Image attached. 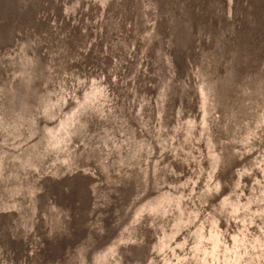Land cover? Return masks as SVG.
Listing matches in <instances>:
<instances>
[{"label":"bare ground","instance_id":"bare-ground-1","mask_svg":"<svg viewBox=\"0 0 264 264\" xmlns=\"http://www.w3.org/2000/svg\"><path fill=\"white\" fill-rule=\"evenodd\" d=\"M5 1L7 3L12 1L16 3L17 0H2L0 2V15L9 12L3 7L5 6ZM110 2L117 4L113 0H110ZM61 3L59 0L56 1V4L60 7L62 6ZM166 3L164 8L167 7ZM177 3L179 8L177 12L183 15V19L180 20L179 14L176 13V21L179 19L176 29L178 41L177 69L182 70L183 62L191 57L189 56L190 48L187 49L189 55L186 53L188 44L191 45V42L194 41L193 43L197 44L196 47L198 49L201 47V43L199 42L200 37L195 39V31L197 25H199L197 18L201 22L202 11L207 12L212 17L213 24L209 20L210 16L208 17L209 19L206 17L208 23L203 20L200 24L203 30L210 29V33H213V40L209 47L208 39L205 38L204 44L208 43L202 47V55L195 56L193 59L195 61L191 66V68L193 67L192 71L195 69L194 73L191 72L193 83L186 85L189 89V102H187L188 104L186 103L184 118L181 120L180 126L175 133V139H177V145L175 144L176 149H174L173 153L175 159L173 158L163 163L159 161L167 158L165 154L168 153L174 144L171 142L166 149H163L165 137H160L159 135L161 139L154 144V147L149 152L147 148L141 146V141L138 139L124 140L122 138V128L128 127V123L131 124L134 121L128 116L126 118L127 98L123 95V91L126 88L124 87L122 91L121 86L119 84V86L116 85V82L120 81V64L125 40L123 37L124 32L117 29V26L115 29L119 31L116 34H114L115 30H112L110 48L109 50L106 49L108 51L107 57L104 56L102 45L100 46L98 42L90 49L82 50L80 55L84 58L80 60V56H75L78 52L76 44L81 45L85 34L83 37L82 35L80 37L77 35L82 30L89 29L91 25L79 29L80 32H75V26L80 21L78 20L72 28L74 29L73 32L68 27L70 29L67 32L68 35L63 37L61 28L65 20L64 15L57 29L56 27L53 28V20H49L48 16L45 19L43 15L42 22L46 25L45 36L47 37L46 42L49 44L48 51L53 50L55 52L56 63L54 69L58 73L54 81L51 79L52 82L49 87V91L51 90V92L42 101L39 99V96L43 98L41 92V95H38V99L36 98L32 101L30 106L28 104L25 105L23 102L22 89L17 91L16 94L13 93V99L11 98L9 99L10 102L8 101L10 113L8 120L9 124L12 125H9L6 129V117H3L2 110H0V116L3 117H0V147L4 146L7 142L9 150H11L12 141H17L21 136L27 138L30 130L33 129L32 122L36 119L35 114L32 112L34 103L37 105L39 103L40 108L41 105L44 107L45 113H43V116L46 119L44 124H41L39 127L41 135L39 140L35 141L34 144L26 146V148L22 147L19 150H15V153L9 152L5 156V159H1L0 163V172L4 173L8 163L12 161L10 170L12 171L10 177L11 187L9 191H6V186L0 179V197L2 198L0 200L5 201V206L17 209L19 215L14 222V232L19 239L16 246L18 248L20 246L22 249L26 247L23 258H21L20 254H17V256L13 257V261L15 262L13 264H30L32 262L31 259L34 261V256L31 253L32 250L30 249L29 251L27 247L32 248L33 245L37 247L39 240L42 241L41 247L39 243V250H45V253H47L45 254L46 257L57 255L56 251L59 252L60 249L58 248L61 244L62 252H59L60 255L57 256L64 259L66 251L65 241L68 238L73 239L76 233L72 229L71 234L67 233L68 235H66L67 231L64 232L65 229L62 228V225L64 226L63 219L67 214L64 215L60 210H64L66 200L68 199L67 196L69 195V202H71V221L73 219V223L77 222L76 227L78 231L83 232L82 223L79 224L81 220L77 221L75 214L77 213L78 216L82 215L81 217L84 218L89 217L91 214L88 210L90 208L88 207L90 205L89 200L93 194L98 196L100 193L98 189L101 186L99 183L100 178L96 171H94V168L99 169L102 175L101 181L104 178L108 180L109 177L116 176L115 172L120 169L122 170V167L124 168L123 173L130 176L129 174H132L136 167L138 156V152L136 153V151L134 152L130 148L135 143L140 151H145L144 161L142 160L141 166L136 168L147 171V176L152 171L156 173L161 171L162 167L165 168L163 172L169 177L168 182L170 183V189H172V196L174 199H178L179 206L182 205L180 207L181 210L188 214L194 208L192 213H195L196 219L193 223V235L191 234V240L187 245V250L189 249V251H185V253L192 257L189 264H196L197 259L199 260V264H217L220 258H222L221 264H264V240L261 243V249L257 248V258L251 257V254L247 257V251L245 252L243 245L245 244L248 249V239L242 242V239L239 240L237 238L239 235L238 230H244L250 236L253 229L251 230L250 226L240 224V218L236 219L234 215L235 210L233 211L232 207L235 209V206L239 204L241 189H243L244 184L243 182H239L232 185V173L231 171L228 173L233 159L238 154L235 143H239L241 138H248V140H244L248 141L249 144L246 143L248 146H252L255 138L259 135L264 140V0H249L248 5L244 6V10H241V4L238 2L234 3V10L232 9L233 17L240 11L239 23L237 25L235 24L236 19L233 18L231 21L222 16L226 8L225 0H210V3L207 0H178ZM108 7L115 13L119 11L122 21L129 20L132 24L134 23L133 20L137 21L134 25V28L137 30L141 22L138 19V13L133 12V7H135L133 3H130V7L132 8V10L130 9L131 13L128 11V5H126V9L122 8L121 10L117 7L111 8L110 4H108ZM200 7L201 12L198 13ZM57 10H62V8L59 9L57 7ZM60 12L62 14V11ZM57 14L60 13L57 12ZM162 14L164 15V13ZM121 29H125V24H122ZM6 33L7 28L1 29V34L3 35L2 43L6 38ZM55 33L58 34L59 39L54 35ZM10 44L13 45L14 49L4 47L3 55H6V51L12 52L13 50H17L15 53L17 60H15L16 67L13 68L10 67L11 63H9L7 58H5V63L1 64V67L7 69L5 75L8 80L12 78L21 80L25 76L22 83H29L31 87L32 82L29 80L31 79L40 84L43 78L36 76L39 72L37 56L34 54L35 58L31 57V52L25 48L19 50V45H22L21 40L15 41V43L10 42ZM156 45L154 46V50L152 48V58L159 60L160 47L156 48ZM205 47H209V49L206 50ZM34 48L33 52H37L36 45H34ZM200 57L201 61L199 62L197 60ZM28 59H30L31 65L29 67L27 66ZM224 64L225 67H223ZM200 66L204 71L200 70ZM22 68H26V71L23 73L21 71ZM196 68H199V72L203 73L196 74ZM220 68L222 69L219 70ZM76 69L78 72H82L83 77L81 78L80 75L82 80L77 77V80H80L82 84H79L75 79ZM116 77L117 80L113 82V79ZM178 77L176 76V78ZM182 79L185 80V78ZM235 83H237L238 87L233 89L232 85ZM146 86L147 84L144 87V92L147 93H143L144 95L140 97L142 99L140 106L143 104V108L149 110L146 104L150 98V94L148 86ZM102 89H104V93ZM0 92V98H3L4 91L0 89ZM33 96L34 94L30 96V99ZM143 111L144 109H141V112ZM90 115L95 119L93 125L90 123V120L87 122ZM162 127L166 129V133H164V129H161V132L168 135L170 130L166 128L165 122H163ZM244 129L245 133H242ZM170 136L175 137L174 135ZM187 136H191V139L188 140ZM13 138L15 139L13 140ZM30 138L32 139V136ZM104 144L107 145L104 146ZM19 147L21 146L19 145ZM72 149L73 151L69 155L68 153ZM16 153L18 154L14 159ZM45 156L49 159V161L47 159L48 164L52 166L57 165L56 169L59 175L64 174L66 167L70 168L69 173L58 177L60 185H64V188H58V183H54L53 180L52 186H48L43 190L40 189L43 178L37 179L38 168ZM255 159L256 157L251 153L248 165L245 166L246 174L249 175L253 171L252 167ZM51 165L43 166L51 169ZM118 171L116 173H119ZM20 174H22V178H20ZM157 175L159 176L160 173H157ZM147 176L143 177L141 183H146L145 188H148L147 191H149ZM55 181L57 182V180ZM90 182L92 183L91 185H89ZM139 182L140 180L138 184ZM115 185H117L116 181ZM119 188L118 186L117 190H115L118 191ZM47 189L52 190L50 194L51 200L45 199L43 195V192L47 191ZM67 191H70V193L64 194ZM179 191L184 196L188 194L185 198V204H183L182 195H180V199L178 198L177 192ZM238 191L240 192L239 194ZM37 193H41L42 195H39L40 197L36 200L37 197L34 195H37ZM215 196H218L217 200ZM234 197L235 201L231 199ZM213 198L215 202L210 204ZM159 205L156 202L153 207H158ZM54 207L59 208V211L56 212ZM84 211L86 213L82 214ZM251 211L257 216L263 230L258 231L260 233L259 236L261 235L260 239H264V193L257 195L256 200L252 202ZM226 221L229 222L228 231H226L227 227L223 229ZM235 230L238 232L235 237L236 241L233 240L234 245L230 241L229 248H225V243L222 240H229L227 237L228 233L226 232H233ZM221 231H223L224 237L220 240L218 235ZM87 234H84L83 237L85 238ZM48 243L51 244L49 247L46 246ZM68 243H71V241ZM77 243L75 249L80 247L82 254L87 256L85 250L91 251V247L85 245L84 239ZM34 250L37 249L34 248ZM124 251L126 252V250ZM109 252L105 254L107 255ZM134 252L137 251L135 250ZM138 254H136V257H138ZM259 256L262 258H259ZM38 257L39 253L37 254L35 264H44L43 260L38 263ZM69 257V262L72 264L75 251L69 254ZM125 257L123 258L125 259ZM105 259L107 260V258ZM52 260H49L48 264H53ZM106 260L103 262H106ZM120 261L122 262L123 260ZM96 264H99V262Z\"/></svg>","mask_w":264,"mask_h":264},{"label":"rangeland","instance_id":"rangeland-1","mask_svg":"<svg viewBox=\"0 0 264 264\" xmlns=\"http://www.w3.org/2000/svg\"><path fill=\"white\" fill-rule=\"evenodd\" d=\"M56 1L57 0H32V1L30 0V4L35 5L37 8V12L40 13L42 16L43 14H45V9L49 10V12L45 15L49 17V20L51 19L53 20L54 22L53 28L56 27V29L58 28V24L62 21L64 15L65 20L61 28V30L63 31V37L68 35L67 32L70 29L71 32H73L74 29L72 28L78 20L80 21H78V24L75 26V32L79 31V29H82L85 26L89 27L91 25L89 29L85 31L82 30L81 32L79 31L80 33L77 35L78 37H80L81 35L83 37V35L85 34L82 39L81 45L76 44L77 47L76 49L78 51L77 52L78 54L76 53L75 56L76 57L80 56L81 57L80 60H83L84 58L80 55L81 51L87 50L88 48L90 49L93 45H96V43L98 42L100 43L99 44L100 46L102 45L104 56L107 57V53H108L107 50H109L110 48V35H112L111 34L112 30L113 29L115 30L114 34H116L119 30L124 32L123 37L125 38V40L123 43V51H122L121 64H120V71H121L120 81L118 80L116 82V85L119 84L122 89H124V87L126 88L125 90V92L127 91L126 110L128 117L133 118L132 116L134 113V106L137 104L136 103L134 105V103L136 102L138 96L142 94L143 83L149 84V81L152 77L151 75L152 66H154V64L156 63V61L152 58V48H153L152 46H154L153 44L157 43V37H158L157 34L159 32H160L159 35L161 34L160 36H162L164 40L171 39L172 34L170 35V30L173 29L175 23L174 21L176 20L175 19L176 13H178L177 11L179 10L177 2H175V0L174 1L168 0L169 2L168 6L166 8H164L163 6L162 8L161 6L162 4L160 3L162 2L161 0H144V1L143 0H113L116 1L117 4L111 3L110 0H59L60 2H62L61 7L56 4ZM233 1L234 0H226L228 4L226 6L227 8L224 9L222 16H224V18H228V20L231 21L233 20V18L236 19L237 21L235 22V24L237 25L239 23L238 21H239L240 11L237 13V15L231 17L230 7ZM235 1L236 3L238 2L239 4H241L242 6L241 10H244V6L248 5L249 3V0H235ZM172 2L175 4H173ZM130 3L134 4L135 7H133V12L138 13L139 16L138 19L141 22V27H138L137 30L134 28V25L129 20L122 21V16H120L121 13L119 11H116L115 13L112 9L108 7V4H110L111 8L117 7L120 8L121 10L122 8H125L126 5H128V9H129L128 11L131 13L132 8L130 7ZM57 7H59V9L62 8V10L58 11ZM170 9L173 12H171ZM60 11H62V14ZM57 12H59L60 14H57ZM200 12H201V7L198 13ZM162 13H164V15ZM204 14L208 16L206 12L202 13L201 20L207 21L206 23H208V20H206V16ZM57 16L59 17V19ZM163 19H165L166 21ZM207 19L209 18L207 17ZM120 23L121 25H119ZM122 24H125V29L123 30L121 29ZM159 24L161 25V27L163 26L165 28L163 27L161 28ZM106 25L108 26L106 27ZM116 26L118 27L117 29L119 30L115 29ZM66 28L68 29L66 30ZM165 29H167L166 31L168 32H166ZM35 33H37L36 35L40 34L39 32H37V30H35ZM209 33H210L209 28L207 30H203V28H201L196 32L195 39L200 37L199 42L202 45L205 42V38L206 39L209 38ZM19 39L21 40V38ZM169 45L167 44V42L166 43L164 42L163 47L161 49L162 56L164 57V59L165 57H167V60H169L170 58V56L168 55L169 52L168 50L170 47ZM167 64L169 68L174 69L172 60H169ZM223 67H225V64ZM219 70H221V68ZM80 75L82 78L83 77L82 72L81 71L78 72L76 69L75 79L77 80V77L79 79ZM81 78L80 80H82ZM159 79L161 81L163 80L162 77H160ZM80 80H77V82L79 84H82ZM114 80H117V77L113 79V82ZM161 81H158V87L160 86V90H161L160 91L161 97H159L160 99H158V97L152 98V100H154L153 109L155 112L153 121L151 123L153 132L159 130L158 129L159 121H160L159 117L160 115L162 116V114L164 113L162 112L163 110L162 104H163V100L165 99L164 93H166L167 91L166 90L164 91V89L161 88L162 87ZM103 90L104 89H102V91ZM180 104L181 101L178 102L175 105L174 109L172 110L173 114L171 115L172 116L171 128H173V122L178 118L177 116L180 109ZM137 128L139 130H142L141 126L139 125H137ZM242 133H245V129L242 131ZM244 139L248 140V138H241L240 139L241 141L235 144L236 148L239 149L236 157L237 159L231 163L229 167L230 170H228V173L229 171H231L232 173L231 174L232 185L238 184L239 182L240 183L243 182L244 184L243 189H241L239 204L235 206V209L234 207H232L233 211L235 210L234 215L236 219L240 218L241 220L240 224L250 226L251 230L253 229L252 234H250V236L248 232L246 233V231L244 230L242 231L238 230L239 235L237 238L239 240L242 239V242L248 239V243H247L248 249L246 248L245 244L243 245L245 252L247 251V257L250 254L251 257H257V248L261 249V243L263 242L264 239H260L261 235L259 236L260 233L258 231L262 230V227L259 226V221L257 216L254 215V212L251 211V205L252 202L256 200L257 195L264 193V140L261 138V135H259L257 138H255V142L252 144V146L250 145L248 146L249 144L248 141ZM106 145L107 144H104V146ZM17 146L19 145H16V148ZM73 149L69 152V154H71ZM104 149L106 150V148ZM252 152L256 153V159L252 167L253 171H251L249 175L246 174L242 176L241 173L242 171H244V167L248 165L249 154H251ZM5 154L6 153H4V151H0V163H1V159L4 158ZM144 156L139 157L140 163L141 160L144 158ZM47 159L48 158L46 157V159L39 164L40 166L38 168L37 176L39 179L43 178L42 186L40 187L41 190L45 189L48 186V182H50L54 178V174H55V172L53 171L50 173H46V171L42 169L43 165H48ZM11 163L12 162L10 161L4 173L0 174V179L6 185V191L7 190L9 191L10 188V172L12 173V171H10L12 165ZM164 169L165 168H163L161 172L160 171L157 172L158 174L160 173L159 176H157V173H153V171L150 172V174L147 176L148 172L145 171L143 177L147 176V182L149 183V191H147L148 188L147 189L145 188L146 183L144 184L141 183L143 177L136 178V181H134L133 183L134 188H132L129 191L126 198H124L120 202H116V204H114L110 208L111 216L109 217V220H107L108 221L107 227H105V229L100 228L101 222L100 223L98 222L97 233L100 236V238L95 248L91 251V257H90L91 259L90 258L88 259V256L85 257L82 256L80 258V264H96L98 262L99 264H103V263L104 264H120V263L136 264V262L137 264H140L141 262H142L141 264H145V263L146 264H189L190 263L191 261L190 259L192 257H190V255L185 253V251L187 250V245L189 244L191 240V236L193 235L192 234L193 231L192 229L194 225L193 223L195 222L196 219L195 213H192L194 211V208L192 212H188V214L185 211L181 210L180 207L182 205L179 206L180 203L178 202V199L177 198L174 199L172 196L171 193L172 189H170V183L168 182L169 177L165 172H163ZM94 170L97 172V175L100 178L99 183L101 184L102 175L99 172V170H97L96 168H94ZM20 178H22V174H20ZM139 180L140 183L138 184ZM103 181L104 183L106 182L105 178L103 179ZM43 193H45L46 196L49 194V192L47 191H44ZM239 193L240 192L238 191V194ZM177 195L179 199H180V195L183 196L182 200L184 201L183 204H185V198L187 197L188 194L184 196L179 191L177 192ZM216 197L217 196H215V198ZM235 197L231 199L235 201ZM0 199L2 198L0 197ZM174 200L176 201L174 202ZM214 200L215 199L213 198L210 204H212ZM156 202H158V204L160 205L158 207L156 206L153 207V205L156 204ZM61 213H64V215L67 214V216H65L63 219L64 226L66 227L68 212L62 211ZM247 216L248 218H246ZM99 218L100 217H98V219ZM1 224L2 223H0V226ZM228 226H229V222L226 221L223 229L227 227L226 231H228L229 230ZM246 230H248V228H246ZM238 231L235 230L233 232L230 231L226 232L228 233L227 237L229 238V240H225V241L223 239L224 237L223 231L219 233L218 237L220 238V240L221 238L223 239L222 241L225 243V248H229L230 241H232V245H234L233 240L236 241L235 237ZM0 239H1V233H0ZM0 244H1V240H0ZM119 247L120 250L121 248H123L124 250H126V252L123 249L120 251ZM135 250L137 252H134ZM106 251L107 252L110 251V252L106 255L105 254L107 253ZM116 251L118 254L116 253ZM187 251H189V249ZM136 254H138V257H136L137 256ZM119 256H121L122 258L125 257V259L124 258L122 259ZM105 258H107V260ZM99 259H101L102 261ZM104 259L106 260V262H103L105 261ZM120 260H123L122 261L123 263ZM197 260H196V264H199V260L198 261ZM124 261H126L127 263ZM221 263H222V258L218 260L217 264H221Z\"/></svg>","mask_w":264,"mask_h":264},{"label":"water","instance_id":"water-1","mask_svg":"<svg viewBox=\"0 0 264 264\" xmlns=\"http://www.w3.org/2000/svg\"><path fill=\"white\" fill-rule=\"evenodd\" d=\"M1 1L2 0H0V2ZM161 1L162 2H160V3L162 4V7L164 6V4L166 2H167L166 6H168V1H165V0H161ZM207 1H208V3H210V0H207ZM13 2L14 1L7 3L5 1V6H3V7H5L7 9V12L8 11L9 12L6 14L0 15V44L2 43L1 40L3 38V35L1 34V29L4 30V28L5 29L7 28L6 38H5L4 42L0 45V89H2L4 91L3 98H0V110H2L3 117L4 116L6 117L5 129L7 127H9V125L10 126L12 125V124H9V120H8L9 115H10L9 110H8V108H9L8 101L11 98L13 99L12 94L13 93L16 94L17 91H20V89H22L23 102L25 103V105L28 104L30 106L32 101H34L36 98L38 99V95L41 92L43 94V98H40V96H39V99L41 101L45 98V96L49 92H51V90L49 91L50 83L52 81H54L55 78L58 76L57 71H55V69H54L55 63H56L55 52L53 50H51L50 52L48 51L49 50V44H47V42H46V38H47L45 36L46 25L44 22H42L43 16L37 12V8L35 5L30 4V0H17L16 3H13ZM175 2H178V0H175ZM225 3L227 6L228 3L226 2V0H225ZM234 3H236V1H233V3L231 4V7H230L231 17L233 16L232 11L234 10L233 9ZM173 4H175V3H173ZM177 5H178V3H177ZM46 10L47 9H45V14H47L49 12V10H47V11ZM202 13H205V12L202 11ZM45 14H43V15L45 16V19H46L47 15H45ZM205 16L209 17V15L208 16L205 15ZM209 18H210L209 19L210 22H212V24H213L212 17L210 16ZM175 19H176V17H175ZM179 19L180 20L183 19V15H179ZM179 19L177 21L176 20L174 21L175 23H174L173 29L170 30V35L172 34L170 40H167V39L164 40V38H162V36H160L161 34L159 35L160 32L157 34V36H158L157 37V43H156L157 45L156 44L155 45H156V48L158 46L160 47L159 48L160 49V55H159L160 59L155 60L157 63H155L154 66H152V71H151L152 77L149 81L150 85L147 84L149 94H150V98L147 101L146 105L149 107V110H146V108H143V104L140 106V104L142 103V99H140V97L144 95L143 93H147V92H144L145 91L144 87H145L146 83H143L142 94H140V96H138L136 102L134 103V105L137 103L134 106V113L132 116L133 118H131L134 121H132L131 124L128 123V127L122 128V130H121V133L123 134L122 138H124V140L138 139L139 141H141V146H144L145 148H147L148 152L151 150L152 147H154V144L157 143L161 139L160 137H165L163 149L164 148L166 149L168 144L173 142L174 144L169 149L168 153L165 154V157H167V158L161 159L159 161L161 163L168 161V160H172L173 158L175 159V156L173 154L174 149H176L175 144L177 145V139H175L176 138L175 133H176L178 127L180 126L181 120L184 118L185 106L188 104L187 102H189L188 101V99H189V96H188L189 91L188 90L189 89L187 88L186 85H188V84L191 85L193 83L192 82L193 79L191 77V72L194 73L195 69H193V71H192L191 69L193 67L191 68V66L195 62L193 60L194 57L198 56V55H202V52H203L202 47L206 46V44H207V43L204 45L200 44L201 47L199 49L196 47L197 44L193 43L194 41L191 42V45L188 44V46L186 48V53L189 55V52H190L189 56H191V57L183 62V65H182L183 69L182 70L177 69L176 64H177L178 41H177L176 29H177ZM197 20H198L199 25H197L195 32H197L199 29L202 28V26L200 24L202 22V20H201V22H200L199 18H197ZM133 22H134L133 25H135V23H137V21L135 22V20H133ZM47 24H49V23H47ZM139 27H141V23H139ZM35 30H37V32H39L40 34L36 35L37 33H35ZM209 32H210V29H209ZM195 34H194V36H195ZM54 35H56V37H58V34L55 33ZM19 38H21L22 45H19L18 49L21 50V49L25 48L26 50H29L31 52V57L32 56L34 57V54L37 56L39 72L36 74V76L38 78L39 77L43 78V81H41L40 84H37L34 80H31V79H29L33 84V85L31 84V87L29 86V83H22L25 76H23V78L21 80H19L18 78L17 79L12 78L11 80H8V78L5 75L6 74L5 71L7 69H5L4 67H1V64L5 63L4 62L5 58H7L9 63H11L10 67H12V68L16 67L15 60H17V58H16L17 56L15 55V53L17 52V50H13L12 52L6 51L5 56L3 55V53H4L3 51H4V47H10V48L14 49L13 45L10 44V42L15 43V41L20 40ZM58 39H59V37H58ZM212 40H213V33L212 34L209 33V38H208V42L210 44L209 47L211 46ZM164 42L165 43L167 42L168 45L170 44L169 45L170 47L168 50L169 51L168 55L170 56L169 60L170 59L172 60L174 70L172 68L168 67L167 63L169 62V60H167V57H165V59H164V57L161 54V52H162L161 49L163 47ZM39 44H40V46H39ZM34 45L37 46V50H38L37 52H33V50H35ZM154 46H153V50L155 49ZM209 47L208 48L205 47V49L208 50ZM10 48H7V49H10ZM188 48L191 49V50L189 49V52L187 51ZM26 52H28V51H26ZM38 52H40V54H38ZM7 53H9V54H7ZM34 58H33V61H34ZM29 60L30 59L27 60V66L28 67L31 66ZM166 61H167V63H166ZM197 61L200 62L201 57ZM25 69L26 68L21 69L22 73L26 71ZM200 70L204 71V69L201 68V66H200ZM200 70H199V68H196L195 73L196 74H202L203 72H199ZM7 72H9V71H7ZM173 72H175L174 73L175 76H174ZM176 76H179V77L176 78ZM160 77L163 78L162 81L159 79ZM182 78H185V80L187 81V84H186V81L183 80ZM51 79H52V81H51ZM178 79H180L181 81ZM158 81H161V85H162L161 88H163L164 91L166 90L167 92L164 93L165 99L163 100V104H162V106H163L162 112H164V113L162 114V116L160 115V117H159V120H160L159 126H158L159 130L153 132L151 123L153 121V117H154L155 112L153 109L154 108V100H152V98L158 97V99H160L159 97H161V93H160L161 90H160V86L158 87ZM17 84H18V86H17ZM237 87H238L237 83L232 85L233 89H235ZM121 90L123 91L122 88H121ZM33 94H34V96L30 99V96ZM123 95L126 96L125 91H123ZM139 100H141V101H139ZM160 101H162V100H160ZM180 101H181V104H180V109H179L178 116H177L178 118H177V120H175L173 122V128H171V122H172L171 121V119H172L171 115L173 114L172 110L174 109L175 105ZM138 106H139V108H138ZM43 108L44 107L42 105L40 108L39 103H38V105L34 103L32 112H33V114H35L36 119L34 122H32L33 123V129L30 130V134H29V136H27V138L24 136H21L17 141H12L13 144L11 145V150H9L7 142L4 144V146L0 147V151H4V153H6L4 155V159H5V156H7V154L9 152L12 153L17 149L19 150L22 147L26 148V146L34 144L35 141L40 139L41 135H40V128L39 127L41 124L43 125L44 122L46 121V119H44V116H43V113H45ZM141 109H144V111L141 112ZM45 110H46V108H45ZM127 116H128V114H127V110H126V118H127ZM0 117L3 118L2 116H0ZM89 120H90V123L93 125L95 119L93 118L92 115H90V118L87 120V122ZM163 122H165L166 128H169V130H170L168 135H165L161 132V129H164V133H166V129L164 127H162ZM137 125L141 126L142 130H139L137 128ZM38 130H39V132H38ZM161 133H162V135H161ZM159 135H160V137H159ZM170 135H174L175 137H171ZM31 136H32V139L30 138ZM14 139L15 138H13V140ZM189 139H191V136L188 137V140ZM10 142H11V140H10ZM25 142H27L26 143L27 145L25 144ZM16 145H20L21 147L17 146V148H16ZM130 148L134 152L135 151H136V153L138 152L136 167L141 166L139 157L144 156L145 151H143V150L140 151L136 143L131 145ZM17 154L18 153H16L14 155V159H15V157H17ZM151 155H153V154H151ZM252 155H254V157H256L255 152L254 153L252 152ZM10 156H11V154H10ZM49 157H51V156H49ZM249 157H250V154H249ZM45 158H46V156L43 157V160ZM236 159L237 158L235 157L233 159V161ZM142 160H144V158ZM48 165H51V164H48ZM7 167H8V165H7ZM56 167H57V165L52 166V168L49 169V168H47V167L45 168L43 166L42 169L45 170L46 173H50L52 171L55 172L54 178L51 180L52 182L49 180L50 182H48V186L49 187L52 186L53 180H54V183H58V188L61 189V187L64 188V185H60V183L58 181V177H61V176L65 175L66 173H69L70 168L66 167L64 170V174L59 175V174H57ZM136 167L134 168L133 173L129 174L130 176H128L126 173H123L124 168L122 167V170L120 169L118 172L123 173V174H119V173L115 172L116 176L113 175V176L109 177L105 183L103 181L101 182V184H100L101 186L98 188L100 190L99 195L97 196V195L93 194L89 200L90 205L88 207H90V208H88V210L91 213L89 215V217L84 218V217H81L82 215L78 216L77 213L75 214V218L77 219V221L81 220V221H79V224L82 223L83 232L78 231V229L76 227L77 222L73 223V219L71 221L72 209H71V202H69L70 199H69V195H68L67 196L68 199L66 200L64 210H60L61 212L67 211L68 215H69L67 222H66L67 226L65 227L62 225V228L65 229L64 232L67 231L66 235H68L69 233L71 234L72 229H74L76 231V233L74 234V237H73L75 242L73 243L72 238H68L67 241H65L66 251L64 253V259H63L62 257L57 256V255H60L59 252H62L61 251V244H60V247L58 246L59 247L58 249H60V250H59V252L56 251V253H57V255L55 254L56 256L51 255V256L46 257L45 254H47V253H44L45 250L44 251L41 249L39 250V243H40V247L42 245V241L39 240V243H37V247H36V245H35V247L33 245L32 248L27 247V249H29V251H30V249L32 250L31 253L34 256V261H33V259H31V261L34 262V264H35L36 260H37V254L39 253L38 263L40 260H41L40 262H42V260H43L44 264H48L49 260L53 259L52 262H54V264H68V263H70L69 262L70 261L69 260L70 259L69 254H71L75 251V257L74 258L72 257L73 258L72 264H80V258L84 255L82 254V252H81L82 250L80 249V247L75 249V245L78 244L77 243L78 241L84 239L85 245L87 247H91V249H90L91 251L95 248V246H96V244L100 238V236L97 233L98 232L97 231L98 222L99 223L101 222L100 228L105 229V227H107V224H108L107 220H109V217L111 216L110 208L114 204H116V202H120L121 200L126 198L129 191L132 188H134L133 183H134V181H136V178L143 177L145 171L138 169ZM96 169L99 170L98 168H96ZM162 169H163V167H162ZM245 169L246 168L244 167V171H242V173H241L242 176L246 175ZM0 174H1V172H0ZM10 177H11V172H10ZM55 180H57V182ZM115 181H116L117 185H115ZM91 182L89 185L92 184ZM44 183H46V182H44ZM118 186L120 188L118 189V191H116L117 190L116 188ZM10 187H11V183H10ZM110 188H111V190H109ZM51 191L52 190L47 189V192H49V194L47 196L45 195V193H43L45 199L51 200V195H50ZM68 193H70V191L69 192L67 191L64 194H68ZM39 195H42V194L38 193L37 195L36 194L34 195L35 197H37L36 200L40 197ZM215 199L217 200L218 196ZM214 202H215V200L213 201V203ZM83 206H85V205H83ZM54 210L57 212V211H59V208L54 207ZM95 210H96V212H95ZM81 212H82V210H81ZM84 213H86V212L84 211L82 214H84ZM18 215H19V213H18L16 208L5 206V201L0 200V223H2L0 226V233H1L0 264H13V262H14L13 257L17 256V254H20L21 258H23L24 253L26 251L25 250L26 247H24L22 249V248H20V246H19V248L16 246V243L18 242L19 237L14 232V222L16 221V218ZM98 217H100V218L98 219ZM75 218H74V220H75ZM259 226H260V224H259ZM84 234H87L85 238L83 237ZM15 238H16V240H15ZM63 239H64V237H63ZM70 241H71V243H68ZM50 245L51 244L48 243L46 246L49 247ZM34 248H36L37 250H34ZM87 250L88 249H86L85 251L87 253L88 258H90L91 257V251H87ZM260 258H262V257H260ZM32 262H30V264H32Z\"/></svg>","mask_w":264,"mask_h":264}]
</instances>
